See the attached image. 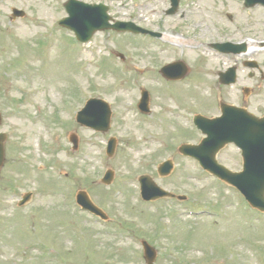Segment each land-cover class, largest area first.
Returning <instances> with one entry per match:
<instances>
[{"label":"rangeland","instance_id":"rangeland-1","mask_svg":"<svg viewBox=\"0 0 264 264\" xmlns=\"http://www.w3.org/2000/svg\"><path fill=\"white\" fill-rule=\"evenodd\" d=\"M66 1L0 0V133L7 135L0 170V264H145L139 240L156 250L155 264H255L254 258L264 264L262 215L235 189L222 188L197 162L177 152L180 145L202 138L191 118L214 116L219 103L264 116V51L249 59L261 74L243 66L247 58L209 46L245 36L264 40V8L246 9L243 0H182L179 9L185 15L179 20L164 15L169 0H80L106 5L116 21L153 31L181 27L180 33L205 43L206 48L180 58L149 38L112 31L79 45L58 25ZM13 8L23 16L14 18ZM21 28L28 29L22 33ZM175 61L188 66V80L163 79L160 69ZM232 66L235 84H219L218 73ZM141 88L151 96L147 115L137 110ZM90 98L110 104L107 133L74 121ZM70 134L78 139L76 151ZM110 137L117 138V146L107 158ZM167 159L173 160L174 171L159 178L156 168ZM239 160L232 145L220 153L219 161L230 168L239 169ZM104 165L115 171L108 187L99 183ZM60 169L67 177L62 182ZM143 174L185 196V202H140L136 178ZM79 191L108 216L107 223L78 210ZM27 192H33L31 201L18 208ZM187 210L211 218L189 216Z\"/></svg>","mask_w":264,"mask_h":264},{"label":"water","instance_id":"water-1","mask_svg":"<svg viewBox=\"0 0 264 264\" xmlns=\"http://www.w3.org/2000/svg\"><path fill=\"white\" fill-rule=\"evenodd\" d=\"M264 3V0H260ZM172 9L170 13H174L177 7L178 0H171ZM257 0H246V6H252L256 4ZM65 7L69 12V18L62 21V25L68 27L75 32L79 40L85 42L91 38L96 31H103L106 29H113L117 31H133L140 32L141 30L136 29L130 24L115 23L110 25L108 22L110 18L106 15L107 8L105 6H89L82 3L70 0ZM77 7L81 8L77 12ZM15 15H19L15 12ZM175 65L166 67L163 69V74L170 78L172 75L171 70ZM185 72H183L184 74ZM180 74L179 77H182ZM174 78V77H173ZM233 70H230L226 75H221V82L228 84L233 82ZM145 99L147 95L144 94ZM98 106L101 115V120L98 123L87 122L81 118V115L87 114L95 106ZM146 111V107H141ZM223 112L222 118L215 120H207L197 117V125L207 135L199 146H182L180 152L184 155H190L196 158L200 164L211 173L221 177L228 183L237 187L246 197V199L255 207L264 209V118L258 119L247 115L242 110H235L228 108L226 105H221ZM78 121L95 127L98 130L106 131L109 124V111L106 105L96 100H90L84 110L79 114ZM248 127L250 133H245V128ZM233 139V140H232ZM3 137H0V167L3 163ZM74 145H76V138H72ZM234 141L242 148V156L244 159V172L239 174H231L221 169L214 161L215 153L221 149L226 143ZM116 142L110 141L108 147V154L111 155L114 150ZM172 169V164L166 162L159 166L158 172L160 175H168ZM112 179L111 173H108L103 183L109 184ZM143 184L142 195L145 200L160 198V197H171L168 194L158 188L150 178L143 176L140 178ZM29 199L27 196L24 200L26 202ZM78 202L87 210L101 216H105L96 209L87 199L84 193H79ZM155 258L154 252L146 246V260L148 264H152Z\"/></svg>","mask_w":264,"mask_h":264},{"label":"bare ground","instance_id":"bare-ground-1","mask_svg":"<svg viewBox=\"0 0 264 264\" xmlns=\"http://www.w3.org/2000/svg\"><path fill=\"white\" fill-rule=\"evenodd\" d=\"M41 7H42V6H41ZM42 8L45 10L44 7H42ZM42 8L40 9V14H41V15H45V14H44V10H43ZM25 29H28V28H21L20 31H21L22 33H25ZM213 59H214V58H212L211 55H209V63H213ZM214 60H215V59H214ZM242 80H243V79H242ZM29 131H32V130H29Z\"/></svg>","mask_w":264,"mask_h":264}]
</instances>
